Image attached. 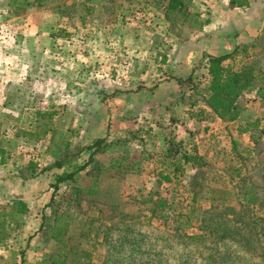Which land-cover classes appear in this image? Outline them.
Instances as JSON below:
<instances>
[{
    "label": "rangeland",
    "instance_id": "1",
    "mask_svg": "<svg viewBox=\"0 0 264 264\" xmlns=\"http://www.w3.org/2000/svg\"><path fill=\"white\" fill-rule=\"evenodd\" d=\"M91 1L0 0L12 9L3 22L10 24L0 22V55L21 58L0 59V144L8 155L0 166V220H6L0 264H50L59 256V246L48 240L52 210L66 213L71 225L67 264H264V97L242 96L237 122L191 118L206 110L208 55L231 53L224 64L234 70L251 65L258 74L263 67L264 0L232 10L229 26L222 20L221 37L234 41L229 51L226 40L213 39L219 30L212 7L222 10L225 0H184L187 13L165 21L184 49L198 44L197 59L193 53L185 65L199 72L177 77L172 70L175 76L164 78L153 75L166 66L163 53L144 65L120 48L139 32L151 34L146 11L167 0H146L144 7L124 0L110 18L118 16L121 27L106 30L107 56L95 58L84 56L81 40L66 43L69 35L86 34L71 11L78 8L81 16ZM22 6L29 21L35 16L44 24L41 63H35L33 41L17 42L24 35L16 19ZM203 22L209 28L200 36ZM56 37L65 44L50 45ZM172 144L180 152L174 159L167 154ZM183 152L196 154L204 166L185 165L173 175ZM111 164L118 169L106 171ZM66 174L73 179L55 187ZM167 174L170 182L161 180ZM249 187L254 205L243 201ZM210 189L229 194L212 201ZM18 200L27 213L12 215L10 205Z\"/></svg>",
    "mask_w": 264,
    "mask_h": 264
},
{
    "label": "crops",
    "instance_id": "2",
    "mask_svg": "<svg viewBox=\"0 0 264 264\" xmlns=\"http://www.w3.org/2000/svg\"><path fill=\"white\" fill-rule=\"evenodd\" d=\"M5 1V0H3ZM7 3L10 2V0H6ZM115 3V5H117V7H114V3H109V0H104V1H99V0H92L91 2L88 3V5L83 7V13L81 14V16H77L78 14V8H75L73 11H71L72 15H75V18L73 20V22H75L76 18H78V20L80 21L81 24L84 25V27L86 28V34L82 37H76L73 35H69V42L66 41V43H70L71 45H74L75 43H77L76 41L81 40L82 44H83V51H84V56H86V54H90L92 53V57L94 56H102V55H106L105 52L103 51L105 49L106 51V45H108V39L107 37H105L106 34V30L110 29H119V27H121L122 22L120 21V19L118 18V16H116L113 20H111V15L113 13V11H115V13L118 11V9L120 8V4L124 3V0H111ZM145 1L146 0H133L132 5L129 7H133V6H142L144 7L145 5ZM166 0H160V2H163ZM223 9L219 10L217 7H212L214 14H213V20H212V24L214 29L219 30L218 34L215 35L213 37L214 40H216V42L219 43V45H225V41H227L226 45L228 46V51H229V46L231 45L232 42H234L232 39L229 38H223L221 37L220 34V30H223V28L225 27V25L227 24L226 22H228V26L231 24L230 21L233 19V14H232V9L229 8V0H225V2H223ZM157 4H153L152 8L147 9L146 11V15L148 16L147 18V25H152L153 27L150 30L151 34H148L143 31V32H139L138 35L140 36H135V37H131L130 39H125L126 42L121 44L123 45V48H120V41L117 42V39L114 40L116 41L114 44L117 45L118 44V48H120L122 54H127V55H123L124 57L127 56V58L131 59V57H136L137 59H139L138 61H141L144 63H152L154 62V58L156 59L157 56H159V53H163V59H162V63H164L166 66L165 68H159V69H155V71L153 72V75L156 76H162V78H164L165 76H175L172 73V70L175 71L176 76H181L184 72H186V70H188L189 74L188 76H195V74L197 75L198 68L197 65L196 66H191L189 64L185 65L187 63V61H189V58L192 56V54H195V59H197V54L198 51L197 49L198 44H190L192 48H194L192 45L195 46L194 50L192 49H184L183 45L181 44V40H179L177 37H173L168 33V27H169V23L166 20V6L165 5H158ZM205 9V8H204ZM162 10H163V14H162ZM0 11L1 13H5L4 16L1 17L2 20H0V22L2 23V26H4L5 24H10L8 23L9 21L5 22V15L8 14V17L11 16L9 15L12 12L11 6L9 7L8 4H2L0 5ZM15 11V10H14ZM155 13V17L154 14H150L149 12ZM217 11V12H216ZM28 6H22V9L19 10L18 17H16V19L19 18L20 22H22L23 24V30H24V35L22 37H20L17 42L19 43L20 46H22L27 40H31L33 41L32 43L34 45H36V55H35V63L38 62H42V58H43V52H44V24L42 21L37 20L38 18H36L35 16L32 17V19L29 21L28 19ZM25 14V15H24ZM162 14V15H161ZM32 15V14H31ZM163 16V18H162ZM200 16L203 17L204 13L201 10ZM224 16V18H223ZM23 17H26V20H28V22H26V20H22ZM7 18V17H6ZM225 19V23H223L222 20ZM143 22V21H142ZM165 22L167 24H165ZM76 23V22H75ZM159 23V24H158ZM21 24V23H19ZM207 22H203V25L201 27L200 30V36H202L203 33H205L207 31V29L209 28V25L207 24ZM77 26V24H75V27ZM138 28H145V25L140 23L138 24ZM163 30V31H162ZM158 35V36H157ZM241 38V37H239ZM183 41V40H182ZM185 41V40H184ZM202 43V42H201ZM49 44L51 45H60V44H65V42L62 41L61 38H55L54 40H52V43L49 42ZM48 44V45H49ZM103 47V50H102ZM164 50V51H162ZM156 51H158V53H156ZM201 51H204V46L202 44V49ZM104 52V53H103ZM8 53V54H7ZM5 53L4 55H0V59L3 61H14L15 60H21V58H18L16 56H13L12 54H10V51ZM229 53V52H225L224 54ZM41 55V56H40ZM55 55H60V53L58 52V50L55 51ZM219 55V53H218ZM161 56V55H160ZM32 59V56H31ZM194 59V60H195ZM139 62L135 63L138 64ZM182 63V64H181ZM264 63V62H263ZM24 65V63H23ZM148 65V69L150 68V64ZM263 67L260 68V72L262 70V72H264V64H262ZM83 68H85V64L83 65ZM136 68V66H134V69ZM133 69V71H134ZM39 70H40V64L38 66H36V76L39 75ZM129 71V70H128ZM206 73V70H204ZM22 73V72H21ZM82 73L88 74L89 70H84L82 71ZM208 75L205 74V77H207ZM206 79V78H205ZM6 89V88H5ZM7 90V89H6ZM137 89H135L136 91ZM256 90L253 91H249L244 93L242 96L247 97L250 94H254L256 96ZM7 91H5L6 93ZM242 96L239 99H242ZM6 102V97L4 98V104L7 106ZM5 107V106H4ZM203 108V106H201ZM242 112V110H241ZM242 117V115H241ZM241 117L239 116L238 119H241ZM190 119V118H189ZM238 119L235 121L237 122ZM191 120V119H190ZM190 122V121H189ZM194 123H197L195 121H193ZM192 121L190 123H193ZM155 136H153L154 138ZM134 140V139H132ZM175 140H178L177 138ZM180 141V140H178ZM1 142V139H0ZM0 148L4 151V163H0V166L5 164V161L7 159V148H5L4 146H1L0 144ZM155 154V153H153ZM141 155V154H138Z\"/></svg>",
    "mask_w": 264,
    "mask_h": 264
},
{
    "label": "trees",
    "instance_id": "3",
    "mask_svg": "<svg viewBox=\"0 0 264 264\" xmlns=\"http://www.w3.org/2000/svg\"><path fill=\"white\" fill-rule=\"evenodd\" d=\"M191 0H188L190 2ZM250 5V0H229V8L232 10L246 9ZM188 4L184 0H167L166 17L173 18L183 15L188 11ZM196 17V16H195ZM203 24L200 23V27ZM231 53L222 55H208L207 56V72L209 76V84L207 87L206 95L203 99L206 110H201L198 114H191V118H195L197 121L204 119L208 116H213L219 119L223 123L235 122L240 114L241 108L238 105L239 98L246 92L256 90V96L259 98L264 97V88L258 86L264 82V72L257 71L251 65H243L239 69L234 70L224 64V62L230 59ZM99 144L101 142H98ZM173 145V144H172ZM180 152L178 146L173 145L169 151L168 156L174 159L175 155ZM89 162H93V155L89 157ZM0 163H4V151L0 148ZM173 175H176L181 168L185 165L191 167H202L204 163L196 154H188L183 152L180 154L174 164ZM59 166V165H58ZM118 165L111 164L106 171L112 169H118ZM84 168V167H83ZM80 168L78 170H82ZM74 174H66L59 177L55 187L59 183L69 181L73 179ZM165 182H170L172 178L169 174L161 178ZM72 193L76 192L75 188L72 189ZM250 193V194H249ZM94 194V193H91ZM229 193L223 190L210 189L209 195L212 201H225V196ZM243 201L249 205H254L257 202V198L253 192V189L249 187L243 193ZM27 205L23 201H15L10 205L11 214L23 215L27 213ZM2 212L0 213V216ZM51 225L49 227L48 240L53 244L59 246V256L50 257V264H67L68 253L66 252L67 244L65 239L69 236L71 231V225L68 222V215L66 213H58L52 210L50 214ZM6 225V220H0V229L3 231ZM1 233V232H0ZM3 237V233L0 234V239ZM198 237H192L191 239H197Z\"/></svg>",
    "mask_w": 264,
    "mask_h": 264
}]
</instances>
